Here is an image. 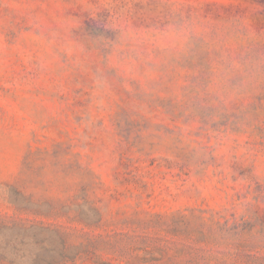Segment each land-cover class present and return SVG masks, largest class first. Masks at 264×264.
Instances as JSON below:
<instances>
[{
  "label": "rangeland",
  "instance_id": "rangeland-1",
  "mask_svg": "<svg viewBox=\"0 0 264 264\" xmlns=\"http://www.w3.org/2000/svg\"><path fill=\"white\" fill-rule=\"evenodd\" d=\"M4 246L264 264V0H0Z\"/></svg>",
  "mask_w": 264,
  "mask_h": 264
},
{
  "label": "trees",
  "instance_id": "trees-1",
  "mask_svg": "<svg viewBox=\"0 0 264 264\" xmlns=\"http://www.w3.org/2000/svg\"><path fill=\"white\" fill-rule=\"evenodd\" d=\"M14 225L19 226V224H14ZM45 230L46 229L44 227H40V226H36V225L28 226V225H24V224L20 225L19 228H17L19 235H23V234L25 235V234H28V232L33 233L32 235H38L37 234L38 231L40 232V234H43L45 232ZM22 242H23V240L20 243H22ZM1 250H2L1 254H0L1 260H10L9 257H12V256H9V254H8V246L2 247ZM9 253H11V252H9ZM14 255H16V256H13L14 259H16L17 257H23L24 258L26 256V254H19V252L15 253ZM62 255L64 256V254H62ZM10 261L13 262L14 260H10Z\"/></svg>",
  "mask_w": 264,
  "mask_h": 264
}]
</instances>
